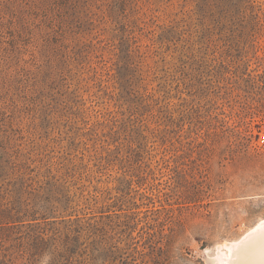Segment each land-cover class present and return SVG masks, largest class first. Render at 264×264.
Returning a JSON list of instances; mask_svg holds the SVG:
<instances>
[{
  "label": "rangeland",
  "instance_id": "1",
  "mask_svg": "<svg viewBox=\"0 0 264 264\" xmlns=\"http://www.w3.org/2000/svg\"><path fill=\"white\" fill-rule=\"evenodd\" d=\"M261 221L264 0H0V264H221Z\"/></svg>",
  "mask_w": 264,
  "mask_h": 264
},
{
  "label": "bare ground",
  "instance_id": "2",
  "mask_svg": "<svg viewBox=\"0 0 264 264\" xmlns=\"http://www.w3.org/2000/svg\"><path fill=\"white\" fill-rule=\"evenodd\" d=\"M229 253L227 257L221 255L219 260L228 264H264V221L235 244Z\"/></svg>",
  "mask_w": 264,
  "mask_h": 264
}]
</instances>
